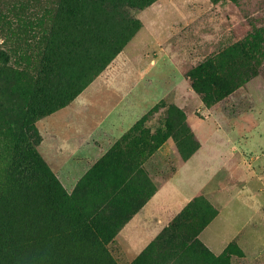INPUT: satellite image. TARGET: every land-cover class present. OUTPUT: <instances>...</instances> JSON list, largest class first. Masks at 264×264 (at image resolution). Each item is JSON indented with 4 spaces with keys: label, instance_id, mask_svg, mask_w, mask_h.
<instances>
[{
    "label": "rangeland",
    "instance_id": "rangeland-1",
    "mask_svg": "<svg viewBox=\"0 0 264 264\" xmlns=\"http://www.w3.org/2000/svg\"><path fill=\"white\" fill-rule=\"evenodd\" d=\"M60 1L0 0V52L13 67L38 71ZM126 11L137 29L123 51L76 100L37 122L40 142L32 145L47 167L38 163L32 170L40 184L43 174H51L63 186L60 165L91 140L103 147L116 134L118 140L103 147L105 156L91 161L93 169L108 154L124 153L132 161L126 170L140 173L135 186L147 180L151 190L180 172L177 185L187 186L185 193L167 200L178 205L191 195L190 185L200 178L208 184L206 195L189 199L168 231L135 259L110 243L115 264H264L258 215L264 211V0H156ZM17 141L0 118V220L7 226L0 264H104L48 211L28 204L29 192L7 184ZM44 141L48 160L40 151ZM57 141L62 147L56 149ZM81 154L91 159L88 151ZM124 160L117 158L109 170H124ZM195 175L198 180L190 182ZM168 209L160 211L165 220L174 212ZM221 210L225 220L251 217L241 226L254 227V240L232 238L222 253L211 251L200 235ZM236 224L217 222L208 234L225 236L240 228ZM215 241L220 246L225 240Z\"/></svg>",
    "mask_w": 264,
    "mask_h": 264
},
{
    "label": "trees",
    "instance_id": "trees-1",
    "mask_svg": "<svg viewBox=\"0 0 264 264\" xmlns=\"http://www.w3.org/2000/svg\"><path fill=\"white\" fill-rule=\"evenodd\" d=\"M155 1L61 0L35 74L16 69L6 53L0 52V118L12 126L18 139L7 184L29 192L28 204L48 211L68 237L91 246L104 264H115L107 246L157 189L151 190L147 180L135 186L139 171L126 170L132 161L124 153H110L70 195L51 174H43L40 184L32 169L46 163L32 144L40 142L37 122L76 100L123 51L137 29L131 28L126 10L141 9ZM192 156L183 157L188 161ZM117 158L125 159L124 170H109ZM5 229L0 220V236Z\"/></svg>",
    "mask_w": 264,
    "mask_h": 264
},
{
    "label": "crops",
    "instance_id": "crops-1",
    "mask_svg": "<svg viewBox=\"0 0 264 264\" xmlns=\"http://www.w3.org/2000/svg\"><path fill=\"white\" fill-rule=\"evenodd\" d=\"M123 125L124 123L121 122L120 126H123ZM119 137L116 134L113 135L110 133L109 136H107L105 139L107 145L104 144L103 147L107 146L106 149H108V146H109L110 148L111 147L110 143L117 141ZM59 144L60 142L57 141L56 149L59 147H62ZM94 144L95 143L91 140V144H87L84 147L78 149V152H77L78 155L77 157H75V159L72 158L70 161L60 165L57 168V170H63L61 171V174H60V181L69 193H72L75 191L78 183L84 176L83 174H86L88 171L93 169L92 168L93 166H91L90 164L91 161L98 162L105 156L106 152H108L107 150L104 151L103 147L94 145ZM42 147H43V151H42ZM40 151L43 154L44 158L47 160H48V156H51L50 155L51 150H49V147L46 141H44L43 144L41 145ZM84 151H88V153L91 156V159L87 158L86 155L81 154ZM184 171H189V170H184ZM199 174H200L199 176H201V172H199ZM81 175L83 176L81 177ZM180 175H181L180 172H178L177 175H175L173 178L169 179L166 183H164L159 188H157L156 194L147 202V204L139 212H137L129 220V222L118 233L115 241L118 243V246L121 248V251L124 253L126 258L127 257L129 258V259L127 258L128 260H131V258L135 259L137 256L141 255V253L153 241H155V239L161 234V232L166 227L169 226V224L175 219L178 213H180L181 210L186 207L189 199L195 197L196 195H202V194L206 195V188H207L208 182L201 183L202 181L200 178L199 183L196 185V187H193L192 185H190L189 189L193 190L191 195H188V192H187V194L184 196L185 200L182 201L179 205L172 204L170 203V201L167 202V200L170 198V195L174 194L176 196H180L181 194L185 193V189L187 188V186L177 185V183L179 184L178 180L180 178ZM195 179L196 181L198 180L197 175H195L194 177H190V182L193 183V180ZM184 180H186V177ZM251 204L253 205V202ZM251 204H249L248 207H251L252 206ZM161 206H163L162 209L160 208ZM215 206L219 208V204H215ZM257 206H259V204H257ZM169 207L173 208L174 212L172 213L171 217H168V219L165 220L163 218V215L160 213V211H164L165 213L169 214V209H168ZM251 213L256 214L255 209H253ZM222 214H223L222 210L219 211V216L216 219V221L211 223L207 227V229H205L200 235V237L207 243V246L210 248L211 251L217 254L222 253L228 246V240L232 238H235V240H240V239L245 238L244 235H247L248 238H251L254 240V238L256 237V231L254 227H252L251 225V227L248 226L247 229H243L242 228L243 226H241V223L243 224L246 222L250 223L251 217L248 219L247 218H244V219L236 218L234 219L235 221H233V219L231 218L227 220L223 219L224 217L222 216ZM258 215L261 218L260 221L264 222V211ZM220 221H224L226 222V224H229L230 222H236L238 223L236 224L237 227H240V228H238V230L232 229L231 233L225 236L224 235L221 236L220 234H218L219 239L225 240L222 242L220 246H218L217 242L215 241V239L217 240L218 238L217 235L215 234L217 237L215 238V237H211V235L208 233H213V232H210L211 228L214 227V225ZM252 222L255 223L256 222L255 219H252ZM230 227L231 225H228L226 227L217 226L215 230L216 232L217 231L224 232L225 230H228ZM239 243L241 242L239 241Z\"/></svg>",
    "mask_w": 264,
    "mask_h": 264
}]
</instances>
